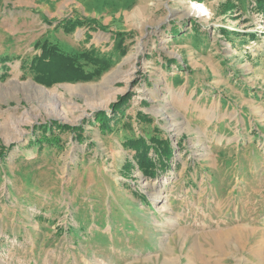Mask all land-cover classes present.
Listing matches in <instances>:
<instances>
[{
	"label": "rangeland",
	"instance_id": "obj_1",
	"mask_svg": "<svg viewBox=\"0 0 264 264\" xmlns=\"http://www.w3.org/2000/svg\"><path fill=\"white\" fill-rule=\"evenodd\" d=\"M44 41L112 65L45 86ZM263 242L264 0H0V264H251Z\"/></svg>",
	"mask_w": 264,
	"mask_h": 264
},
{
	"label": "trees",
	"instance_id": "obj_2",
	"mask_svg": "<svg viewBox=\"0 0 264 264\" xmlns=\"http://www.w3.org/2000/svg\"><path fill=\"white\" fill-rule=\"evenodd\" d=\"M76 25L70 24L67 30L73 31ZM119 41L123 43L124 39ZM39 47L41 55L36 56L33 61L34 80L45 86H52L59 82L90 81L100 77L112 65L109 57H100L94 50L80 55H70L48 41H44ZM82 61L90 64L94 69L88 71L81 63ZM99 120L103 122L105 118H99Z\"/></svg>",
	"mask_w": 264,
	"mask_h": 264
},
{
	"label": "bare ground",
	"instance_id": "obj_3",
	"mask_svg": "<svg viewBox=\"0 0 264 264\" xmlns=\"http://www.w3.org/2000/svg\"><path fill=\"white\" fill-rule=\"evenodd\" d=\"M218 225V224H217ZM219 228V227H218ZM237 227H235V229H236ZM234 229V228H233ZM217 230V229H216ZM222 230V229H221ZM229 230V229H228ZM233 230H231V232H232ZM234 233V235H236V237H237V235H238V233H240L239 231H237L236 230V232H233ZM217 234V233H216ZM220 234H221V232H220ZM222 234H223V231H222ZM227 234V233H226ZM230 235H232L231 233H230ZM216 236V235H215ZM218 236V235H217ZM220 237V236H219ZM219 237H217V238H219ZM222 237V236H221ZM225 238H226V236H225ZM228 238V237H227ZM221 239V238H220ZM234 239V238H233ZM244 236L243 235H238V241H239V243H240V246L241 245H244ZM222 240V239H221ZM223 240H224V238H223ZM232 240V239H231ZM224 241H226V240H224ZM219 242H220V240H219ZM227 242V241H226ZM225 242V243H226ZM234 242H235V240H234ZM237 242V241H236ZM229 243V242H228ZM214 244H216V243H214ZM218 244V243H217ZM227 244V243H226ZM230 244V243H229ZM232 244V243H231ZM221 245H222V241H221ZM225 245V244H224ZM216 246H218V245H216ZM219 247V246H218ZM235 247V246H234ZM229 249V248H228ZM218 250H220V249H218ZM237 250H238V248H237ZM244 250V249H243ZM204 251V250H203ZM207 251H208V249H207ZM212 251V250H211ZM209 252V251H208ZM212 253V252H211ZM253 254H252V258H251V260H250V262L249 263H251V264H264V242H263V246H262V249H260V248H256V249H254V252H252ZM205 256V255H204ZM203 257V256H202ZM207 259V258H206ZM206 259H205V262H206ZM209 259V258H208ZM218 260V259H217ZM202 261H204V260H202ZM215 261V260H214ZM216 262H218V261H216ZM201 263V262H200ZM203 263V262H202ZM214 263V262H213ZM209 264V263H208Z\"/></svg>",
	"mask_w": 264,
	"mask_h": 264
}]
</instances>
